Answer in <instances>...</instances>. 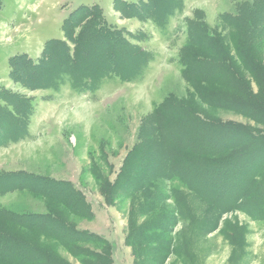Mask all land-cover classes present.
Returning <instances> with one entry per match:
<instances>
[{
  "label": "trees",
  "instance_id": "1",
  "mask_svg": "<svg viewBox=\"0 0 264 264\" xmlns=\"http://www.w3.org/2000/svg\"><path fill=\"white\" fill-rule=\"evenodd\" d=\"M170 1L118 0L115 8L124 18L160 20L170 13ZM261 12L257 3H245L233 17L222 15L233 35L230 43L206 24L200 11L186 19L180 61L190 88L185 96L169 93L153 108L154 131H142L143 140L134 146L137 156L135 148L126 154L125 170L119 172L124 182L98 179L108 204L128 200L126 242L133 264H166L176 254L184 256L181 261L186 264L195 233L216 228L228 212L264 222V59L259 51L264 45V11L263 21L257 19ZM62 29L65 39L47 41L37 61L25 54L9 58L15 81L38 88L70 73L75 85H83L104 70L126 76L136 64L137 47L121 29L104 21L97 4L73 9ZM27 107L23 96L0 92V143L24 131ZM218 110L251 123L222 120ZM134 157L138 164L129 167L127 175L126 166ZM20 175L17 189L35 194L46 207L40 213L0 207V264H75L59 248L78 264H114L112 243L78 228V221L90 220L93 214L71 182ZM126 176L133 180L125 182ZM178 224L181 230L175 235Z\"/></svg>",
  "mask_w": 264,
  "mask_h": 264
},
{
  "label": "rangeland",
  "instance_id": "2",
  "mask_svg": "<svg viewBox=\"0 0 264 264\" xmlns=\"http://www.w3.org/2000/svg\"><path fill=\"white\" fill-rule=\"evenodd\" d=\"M117 1L0 0V92L17 93L30 107L24 131H16L13 139L0 143V175H4L0 177V207L17 213L44 211L43 199L17 189L23 177L20 173L69 181L84 195L93 214L90 220L78 221V228L111 242L114 264H133L132 249L126 242L128 200L108 204L98 179L124 182V173L119 172L125 170L126 154L135 148L133 155L137 156L138 147L134 146L143 140L141 135L154 131L153 108L169 93L185 96L190 88L180 61L187 20L200 11L206 24L222 32L230 43L233 35L222 15L233 17L241 5L257 3L262 10L257 19L263 21L264 0H172L170 13L160 20L124 18L115 8ZM94 4L100 6L104 21L121 29L139 50H135L136 64L128 75L104 70L93 81L75 85L70 73H62L54 83L38 88L13 79L10 57L25 54L37 61L47 41L65 39L62 22L67 14L79 5ZM258 34L262 36L261 31ZM216 114L222 120L250 122L226 110ZM138 161L134 157L128 162L127 175L128 168ZM128 180L133 177L126 176L125 182ZM181 226L173 229L175 235ZM201 234L195 233L189 242L186 264H264V222L253 221L242 212H228L216 228ZM186 237L189 239L188 234ZM176 255L166 264H182L184 256Z\"/></svg>",
  "mask_w": 264,
  "mask_h": 264
}]
</instances>
